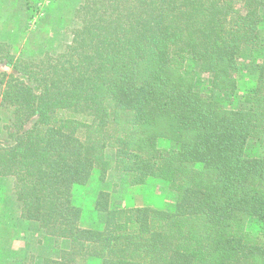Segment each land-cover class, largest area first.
<instances>
[{"label": "trees", "instance_id": "obj_1", "mask_svg": "<svg viewBox=\"0 0 264 264\" xmlns=\"http://www.w3.org/2000/svg\"><path fill=\"white\" fill-rule=\"evenodd\" d=\"M263 10L264 0H83L57 49L21 58L0 43L16 73H0V108L13 114L0 179L56 250L27 264H264V233L246 230L264 228V158L245 153L264 137V62L243 108L222 107L185 72L195 61L214 90L236 91L240 56L263 46ZM109 171L130 186L162 183L173 209L123 208L100 191L102 220L85 227L74 189Z\"/></svg>", "mask_w": 264, "mask_h": 264}, {"label": "rangeland", "instance_id": "obj_2", "mask_svg": "<svg viewBox=\"0 0 264 264\" xmlns=\"http://www.w3.org/2000/svg\"><path fill=\"white\" fill-rule=\"evenodd\" d=\"M82 1L0 0V43L10 46V53L21 58L39 57L47 51L57 49L61 43L69 40L68 29L74 21L75 10ZM262 17L264 20V10ZM262 29L264 34V22ZM262 62L264 40L261 49L245 50L240 56L241 79L238 89L231 93L214 90L210 85L209 74L201 72L195 61L187 60L185 72L194 77L199 92L212 96L222 107L243 108L246 107L244 94L254 86L256 67ZM0 73L16 74L6 61L0 62ZM21 77L27 80L26 77ZM28 82L34 87L31 81ZM0 120L3 126L0 144L7 145L10 143L8 135L13 121L12 110L0 108ZM162 147L167 153L177 148L172 142H164ZM245 153L248 157L264 158V137L260 141L248 140ZM108 160L112 162L111 155H108ZM7 185L5 180L0 179V264H27L39 262L42 257H54L56 250L51 245H43L38 238H34L33 242L29 241L31 237L26 234H29L27 232L30 229L24 228L26 231L22 233L18 225H12L14 218L8 217L6 208L9 207L10 211L12 207L16 209L17 203H14L8 193L5 196L3 188ZM100 191L109 193L112 205H120L123 208L151 206L170 211L176 202V194L160 182L149 181L145 185L130 186L122 173L109 171L104 181H100L97 173H94L88 183L74 189V202L82 209V225L85 227H93V223L102 220L101 215L90 207ZM246 230L250 238H259L258 236L261 237L264 233L262 224L257 221L250 222ZM19 232L23 236L20 237L21 240ZM32 245L36 246L34 250ZM12 251L14 257H10Z\"/></svg>", "mask_w": 264, "mask_h": 264}, {"label": "crops", "instance_id": "obj_3", "mask_svg": "<svg viewBox=\"0 0 264 264\" xmlns=\"http://www.w3.org/2000/svg\"><path fill=\"white\" fill-rule=\"evenodd\" d=\"M94 204H95V200H94V202H92V204L90 205V207L93 208L94 207ZM6 212L8 214V217L14 218V221L15 222H12V225H14V226H15V224L18 225V229L20 230V232L24 233L26 231V230H24V228L30 229L27 232L29 234H26L27 236H30L31 237L29 241L33 242L34 238H38V239H40V241H41V243L43 245H51V243H54L53 239H51V238H49L47 236H44L41 233V231L35 226V224L30 223V222H27V221L20 220L19 219V213H18V208L17 207H16V209H15V207L14 208L12 207L11 211H10V208L7 207L6 208ZM2 215H3V213H2ZM16 221H18V222H16ZM20 232L18 233L19 240H21L20 237H23L22 234H20ZM14 242H15V240H14ZM34 248H36V246L35 245H32V249L33 250H34ZM13 255H14V252L12 251L10 253V257H12Z\"/></svg>", "mask_w": 264, "mask_h": 264}]
</instances>
